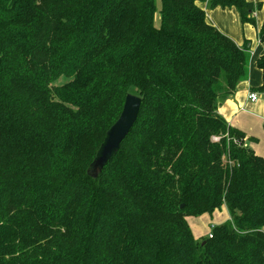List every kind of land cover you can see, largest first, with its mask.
<instances>
[{"label": "trees", "instance_id": "trees-1", "mask_svg": "<svg viewBox=\"0 0 264 264\" xmlns=\"http://www.w3.org/2000/svg\"><path fill=\"white\" fill-rule=\"evenodd\" d=\"M204 3L253 26L263 7L162 0L156 26V0H0V264H264V156L218 112L251 47ZM129 93L137 122L92 177ZM222 206L196 238L187 217Z\"/></svg>", "mask_w": 264, "mask_h": 264}, {"label": "crops", "instance_id": "crops-1", "mask_svg": "<svg viewBox=\"0 0 264 264\" xmlns=\"http://www.w3.org/2000/svg\"><path fill=\"white\" fill-rule=\"evenodd\" d=\"M262 2V10L255 12V17L257 19V24L255 26L250 23H243L236 8H223L221 6L212 8L207 3L203 5L209 22L214 24L221 32L235 40L238 45L242 46L246 41H249L251 47V60H253V65L250 67L247 80L239 84L235 93L224 95L219 99L218 112L231 126L239 129H241L239 127L241 123L240 121L237 123L236 120L242 108V104L244 102H248L249 104L257 102H251L248 96L251 91H254L252 88L260 86L262 83V72L257 67V59L264 53V42H261L259 38V29L264 20V0H262ZM187 218L189 219L191 216ZM195 237L197 238L196 235Z\"/></svg>", "mask_w": 264, "mask_h": 264}, {"label": "rangeland", "instance_id": "rangeland-1", "mask_svg": "<svg viewBox=\"0 0 264 264\" xmlns=\"http://www.w3.org/2000/svg\"><path fill=\"white\" fill-rule=\"evenodd\" d=\"M161 3L162 0H156V10L154 14V24L156 26H160L162 22L160 12ZM251 65H253V60H250L249 70ZM64 79V77H61L58 83L63 82ZM239 121L241 123L239 127L247 134L245 146L254 149L257 154L264 156V154H262L264 153V93L259 92V98L256 103L249 104L248 102H244L242 104L236 122L239 123ZM229 217L230 215L227 208L222 206L221 209L215 211L213 215L207 214L199 217L191 216V218H187V221L194 235H196L198 239H203L209 235L213 226L227 221Z\"/></svg>", "mask_w": 264, "mask_h": 264}, {"label": "water", "instance_id": "water-1", "mask_svg": "<svg viewBox=\"0 0 264 264\" xmlns=\"http://www.w3.org/2000/svg\"><path fill=\"white\" fill-rule=\"evenodd\" d=\"M142 101V97L134 93H129L126 96L121 114L106 132L105 138L87 170L88 175L97 177L106 164L119 152L123 140L137 122Z\"/></svg>", "mask_w": 264, "mask_h": 264}, {"label": "built area", "instance_id": "built-area-1", "mask_svg": "<svg viewBox=\"0 0 264 264\" xmlns=\"http://www.w3.org/2000/svg\"><path fill=\"white\" fill-rule=\"evenodd\" d=\"M248 98L251 102H256L259 98V93H257L256 91H251ZM209 236L212 237V233H210Z\"/></svg>", "mask_w": 264, "mask_h": 264}]
</instances>
